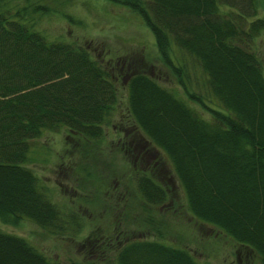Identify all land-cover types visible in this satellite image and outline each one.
I'll return each instance as SVG.
<instances>
[{"label":"trees","instance_id":"1","mask_svg":"<svg viewBox=\"0 0 264 264\" xmlns=\"http://www.w3.org/2000/svg\"><path fill=\"white\" fill-rule=\"evenodd\" d=\"M110 1L142 18L185 95L209 111L211 119L128 65L122 75L124 115L132 131L121 149L132 161L118 170L105 161L111 188L124 189V208L108 220L106 204L101 208L96 195L83 197L100 208L92 212L84 235L86 221L69 203L75 200L67 197L63 207L56 204L49 187L27 166L30 149L43 132L66 128L73 143H66L64 165L76 181L87 172L85 179L96 175L92 186L107 188L105 181L97 184L95 165L85 159L96 153L103 125L115 114L118 77L87 48L50 40L36 28L34 14L47 8L30 0H0V220L17 224L28 219L54 236L110 250L115 264H200L187 247L161 240L163 232L155 229L159 217L146 218L157 238L135 237L121 227L130 204L150 214L166 201L168 191L153 175L162 168L156 162L143 165L157 146L184 189L187 212L233 239L237 259L256 253L264 264V71L255 48L264 32L262 0ZM172 46L200 66L198 90L185 60L176 63L171 56ZM136 126L150 140L142 141ZM0 264L61 263L25 237L0 230Z\"/></svg>","mask_w":264,"mask_h":264},{"label":"rangeland","instance_id":"2","mask_svg":"<svg viewBox=\"0 0 264 264\" xmlns=\"http://www.w3.org/2000/svg\"><path fill=\"white\" fill-rule=\"evenodd\" d=\"M30 1L47 8L46 11H37L34 17L36 18L35 27L48 39L68 41L87 48L95 59L118 77L120 101L115 114L111 122L103 125L104 134L96 144L98 145L96 153L85 159L87 163L93 162L95 165L93 171L98 173L97 184L105 181L106 187H109L108 190L102 186L98 188L99 191L96 189L97 186L96 188L92 186L90 181L96 175L85 179L87 172H83L82 178L76 181V174L66 164L64 165L68 155L65 149L66 143L68 145L73 143V140L67 136L66 128L43 132L40 137L32 141L30 149L32 162L27 166L49 187L51 200L56 204L63 207L62 200H66L67 197L72 201L75 200L74 203L69 200V203L86 221L84 228V235H86L90 230L89 218L91 219L92 214L100 209L96 205L98 201L101 208L105 204L109 207L108 220L111 218L114 220L113 211L120 214L119 210L124 208V202L120 200L124 189L121 185L117 189L111 188L112 178L108 179L109 168L108 165L105 166V161L110 162L117 170L123 162L128 165L129 161H132L131 157H126L121 149L122 143L130 137L127 131H132L124 115L126 89L122 75L128 65L175 92L204 118L210 120L211 114L185 95L176 76L160 55L152 31L142 18L128 7L110 0ZM23 2L24 0H21V3ZM259 14L264 16V0L260 3ZM255 48L262 60L264 71V32L255 40ZM170 54L176 63L185 60L189 76L192 78V86L198 90L196 79L200 78V66L177 47L172 46ZM136 128L142 141L149 139L141 128L137 126ZM151 151L152 154L148 155L143 165L156 162V167L162 168L161 171L157 169L156 173L154 171L153 175L154 179L168 191L166 201L153 208L150 214L130 204L129 211L132 213L130 212L128 219L125 218L129 214L128 210L125 216L121 215L124 216L121 227L129 229V233L135 237L157 238V233L146 227V218L153 215L159 217V219L156 218L158 221L155 229L163 232L161 240L174 246L187 247L200 264H260L256 253L247 254V256L243 253L238 255L237 259V245L233 239L224 235L216 227L202 224L187 212L186 195L171 161L157 146H154ZM107 191L110 193L106 194ZM94 195H96L97 203L81 200L83 197L90 198ZM126 195L128 196V193ZM134 211L140 212V215L137 217ZM0 230L25 237L50 259L61 264H115L114 254L110 250L103 251L102 248L91 245L83 246L70 236H54L28 219H22L17 224L4 223L0 220Z\"/></svg>","mask_w":264,"mask_h":264}]
</instances>
